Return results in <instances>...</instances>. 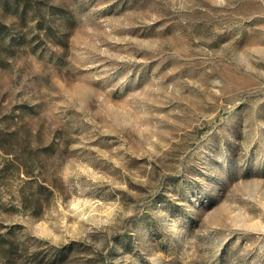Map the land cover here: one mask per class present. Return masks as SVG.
I'll return each instance as SVG.
<instances>
[{
    "label": "rangeland",
    "instance_id": "1",
    "mask_svg": "<svg viewBox=\"0 0 264 264\" xmlns=\"http://www.w3.org/2000/svg\"><path fill=\"white\" fill-rule=\"evenodd\" d=\"M20 2L0 264H264V0Z\"/></svg>",
    "mask_w": 264,
    "mask_h": 264
},
{
    "label": "trees",
    "instance_id": "2",
    "mask_svg": "<svg viewBox=\"0 0 264 264\" xmlns=\"http://www.w3.org/2000/svg\"><path fill=\"white\" fill-rule=\"evenodd\" d=\"M0 5H2L3 9L10 11L13 14H18L20 16L21 19H23L25 17V15L27 14V6L29 5V3H23L21 6V2L20 0H0ZM38 8V7H37ZM37 8L33 11L35 12L34 15H37V13L39 11H37ZM38 25H42V20L39 19L38 21H36ZM39 33H36V36H44L46 38H48L49 36V32L48 29H45L43 27H40V31H38ZM24 39V33L19 32V33H15L14 31H12L10 29V27L8 25H6L5 23L0 21V40L5 41V43L7 44L6 49H10L9 54L13 55L14 52H16V46L18 44H20V42H22V40ZM58 40H60V37H58ZM37 45L32 43L31 44V49H36ZM4 61L2 59H0V63H3ZM26 137L29 136L31 134V132H26ZM0 147H3L7 150V148H14V145L10 144V143H2L0 141ZM11 149V150H12ZM28 155H25L22 159V163L25 165L26 163H28ZM12 230V229H11ZM3 237L2 235H0V238ZM14 245V242L8 241L7 246L5 247V250L11 249Z\"/></svg>",
    "mask_w": 264,
    "mask_h": 264
}]
</instances>
